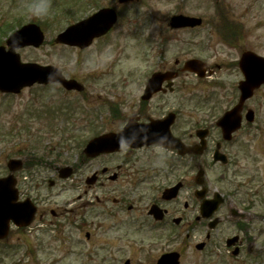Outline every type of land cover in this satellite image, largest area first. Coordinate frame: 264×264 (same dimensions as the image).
Segmentation results:
<instances>
[{"label":"flooded vegetation","instance_id":"flooded-vegetation-1","mask_svg":"<svg viewBox=\"0 0 264 264\" xmlns=\"http://www.w3.org/2000/svg\"><path fill=\"white\" fill-rule=\"evenodd\" d=\"M115 1L113 5L104 7L116 9L117 22L106 35L94 39L89 51L97 42L108 40L120 24L122 14L119 11L124 4L117 1L114 6ZM171 30L197 32L190 28ZM240 36L236 33L231 40L230 44H234L238 55L229 68L238 69L242 54L252 50L249 46L241 47ZM161 57L155 66L144 71L136 68L128 74L122 70V75L118 77L113 75L119 64L113 61L107 63L104 69L110 75L106 77L109 83L103 96L99 94L97 99H94L91 83L99 76L91 74L89 78L80 79L63 71L67 77L83 83L81 91L66 89L60 83L30 87L54 90L56 98L51 102L57 107L67 102L71 95L88 98L89 93V114L85 120L75 121L76 127L82 124L89 128V141L108 133L123 134L115 136L119 149L97 155L89 151V199L86 202L80 195L60 204L58 194L53 191V187L61 181L60 166L37 155L25 157L23 168L15 173L18 202L29 200L36 210L29 226L17 227L11 223L10 236L18 231H32L41 225L61 228L77 223L79 218L89 225L85 240L89 245V264L98 261L96 257L102 250L111 256L112 262L107 264H120L121 261L130 264L131 261L127 263L122 256L126 236L146 231L151 234L149 243L153 246L151 251H155L156 264L160 256L170 252H178L182 264L186 250L183 246L189 245L188 240L192 236L198 237L199 232L206 234L205 238L201 237L195 243L196 253L210 251L213 254L220 250V258L226 255L232 264L242 256L254 260L252 264H264V243L257 245L260 233L252 214L255 196L263 195V191H254L253 176L246 172L257 113L255 111V121L246 119L247 111L252 108L249 100L241 111L242 123L235 131L225 135L218 125L221 116L239 98L238 83L243 75L239 69L242 78L232 93L236 96L233 101H228L226 107L220 108L218 97L221 90L227 89V85L219 80L224 64H211L208 55L192 57L203 60L199 71H195L187 67L190 58L166 59L163 53ZM156 73H159L158 82L148 88ZM94 100H101L103 108L93 106ZM57 110L62 112L65 109ZM71 111L67 109L63 113L67 116L64 122L67 129L75 128L74 123L69 122L73 119ZM149 126L159 129L158 134H142ZM23 127H28L25 122ZM43 166H47L51 174L41 176ZM73 169L75 172L76 165ZM35 180L39 181L35 183ZM213 198L220 203L213 216L207 218L203 213V204ZM86 209L89 211L88 220L85 215L83 217ZM215 218L220 220L218 226L232 223L234 232L215 236L214 230L218 227L207 229ZM260 230L264 232L263 226ZM233 237L236 240L229 245L228 240ZM199 243L204 244L201 249L197 248ZM174 244L181 246L173 247ZM236 249L239 250L237 255L233 253ZM108 260L109 257L104 259Z\"/></svg>","mask_w":264,"mask_h":264},{"label":"rangeland","instance_id":"rangeland-1","mask_svg":"<svg viewBox=\"0 0 264 264\" xmlns=\"http://www.w3.org/2000/svg\"><path fill=\"white\" fill-rule=\"evenodd\" d=\"M89 1L96 2V7ZM108 4L113 5L114 0H0V38L3 36L2 26L7 22L12 25L13 21H20L14 26L20 23L19 26L29 22L39 23L46 34L45 43L38 48L19 49L22 60L53 64L80 79L89 78L90 74L99 76L98 80L91 83L94 99L99 94L103 96L108 86L106 77L110 75L105 73L104 68L111 61L119 64L113 75L118 77L122 75V70L128 74L136 68L144 71L155 66L162 59L161 53L165 54L166 59L173 60L177 57L186 60L208 55L211 64H224L219 80L227 85V89L221 90L218 97L220 108L234 100L236 95L232 93L242 78L239 68H229L238 55L234 44H230L234 34L241 35V47H252L253 51L264 56V0H135L120 7V24L108 40L97 42L90 51L67 48L54 42L57 33L66 26L86 17L95 8ZM181 12L203 17L204 25L197 28L196 33L172 32L168 18ZM200 30L203 32L199 33ZM230 30L236 32L229 35ZM37 96L39 98L35 99ZM87 96L82 98L71 95L66 99L75 102L74 110L71 111L73 119L69 120L75 128L67 129L64 126L67 116L63 114L66 109L55 112L56 103L51 102L56 98L54 90L34 87L20 94L0 92V176L8 173L9 159L30 155L45 158L56 166L76 165L75 175L61 180L53 187V191L58 194L60 204L77 199L80 195L86 202L89 199V186L86 183L89 159L83 155L82 150L89 140V128L82 124L76 127L75 121L85 120L89 114V93ZM249 103L257 113V122L251 158L247 163L249 169L246 172L253 176V189L259 193L264 191V86ZM102 104L101 100L92 103L93 106L98 105L97 108H103ZM38 114L43 117L38 118ZM24 122L28 130L24 129ZM11 129H14L12 134L9 133ZM46 167H42L41 176L51 174ZM46 189L43 188V191ZM253 207L255 227L260 233L257 245L261 246L264 243V232L260 230V227L264 228V192L263 195L260 193L255 196ZM88 212L87 209L83 212L86 220L89 219ZM77 220V223L72 222L61 228L41 225L32 231L14 232L7 240L0 241V264H89V245L85 241L89 225L87 221ZM214 232L215 236H226L234 232V227L227 222L218 226ZM197 234L198 237L192 236L188 240L189 245L183 246L186 250L182 264H232L226 255L220 258V250H216L217 254H210V251L196 253L195 243L201 237L205 238L206 233ZM150 239L151 234L147 231L143 234H128L122 254L124 261L130 259V264H156ZM106 257H109L108 261H104ZM110 257L107 252L99 251L96 257L98 261L94 264L111 263ZM252 261L242 256L235 264H252Z\"/></svg>","mask_w":264,"mask_h":264},{"label":"water","instance_id":"water-1","mask_svg":"<svg viewBox=\"0 0 264 264\" xmlns=\"http://www.w3.org/2000/svg\"><path fill=\"white\" fill-rule=\"evenodd\" d=\"M120 1L127 2L130 0ZM115 21V11L110 8H105L98 11L90 18L88 17L70 25L65 31L58 35L56 40L57 42L85 48L89 46L94 37L106 33ZM170 23L172 27L196 26L201 23V19L180 14L173 16ZM43 41L44 34L41 28L31 23L23 26L8 39L7 42L10 46L8 50H6L4 46H0L1 91L18 93L25 86L33 85L36 82L47 84L54 81L61 82L69 89L80 87V84L75 79H67L63 75L62 70L57 67L52 65L43 66L32 62H22L21 56L16 51V48L27 45L38 47ZM240 67L245 76V79L240 82L241 99L240 103L223 117L221 124L225 127L237 125L236 117L240 118L238 111L243 103L253 95L256 88L264 83V57L252 52H246L240 61ZM155 78L156 77L149 82V86L156 83ZM229 131H232V129L229 128ZM108 136L109 135H105V137L101 136L90 141L84 150L87 156H89V148L99 149V151L104 149L103 147H105V149H113L109 148L112 141H110L111 137ZM8 165L11 171H14L22 167V161L19 159H11ZM71 173V168H66L62 175L66 177ZM16 197L17 190L15 188V178L13 174L5 178H0V238L7 236L11 218L18 224H27L30 221V218L27 217L31 212L28 211L24 205L14 202ZM211 204L212 203L207 204L206 207L210 209L209 207ZM216 205L208 210L209 214L216 208ZM214 225L215 223H213V226ZM177 258L178 255L172 254L163 257L160 262L161 264H178Z\"/></svg>","mask_w":264,"mask_h":264}]
</instances>
